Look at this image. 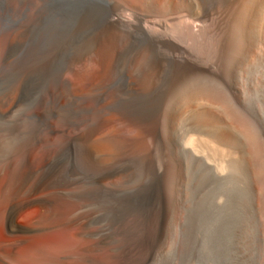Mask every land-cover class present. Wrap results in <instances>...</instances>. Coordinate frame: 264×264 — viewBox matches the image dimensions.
<instances>
[{
	"label": "rangeland",
	"instance_id": "374dc122",
	"mask_svg": "<svg viewBox=\"0 0 264 264\" xmlns=\"http://www.w3.org/2000/svg\"><path fill=\"white\" fill-rule=\"evenodd\" d=\"M122 2L142 17L165 14L156 0H0V159L23 143L29 129L30 160L37 171L57 167L79 185H92L96 173L77 165V140L95 131L94 167L117 173L102 182L106 191H82L100 196L93 205L99 215L94 213L88 235H77L91 245L74 244L83 254L70 262L264 264V180L258 170L264 151L260 158L250 155L243 127L218 107L209 110L221 118L213 123L194 128L188 123L194 115L174 121L181 97L194 87L206 88L251 125L264 149V54L248 65L223 60L216 46L169 25L182 54L198 65L176 76L168 46L154 42L160 32L149 24L131 28L110 54L107 49L118 36L109 19L121 14ZM232 14L226 7L229 29ZM143 56L148 68L140 66ZM45 61L49 69L20 74ZM59 78L84 103L80 109L59 96ZM205 107L204 101L200 108ZM224 128L230 137L221 144L211 141L214 130ZM156 204L161 227L150 250L125 246L117 229L101 233L107 222L117 221L132 231L138 216ZM38 216L32 210L17 221L27 224ZM67 229L31 233L40 238L39 245L53 249L66 238L57 232Z\"/></svg>",
	"mask_w": 264,
	"mask_h": 264
},
{
	"label": "bare ground",
	"instance_id": "6f19581e",
	"mask_svg": "<svg viewBox=\"0 0 264 264\" xmlns=\"http://www.w3.org/2000/svg\"><path fill=\"white\" fill-rule=\"evenodd\" d=\"M128 1L140 2L141 0ZM156 2H162L161 7L165 11L164 16L157 19L150 15L143 17L137 15L133 9L122 2L121 14H116L109 19L111 30L118 36L115 37V46L118 45V48L110 46L107 49L108 53L117 52L122 39L130 34L131 28L143 29L149 24L160 32V38L154 42L168 46L166 50L176 64V76H184L198 65L182 54L180 44L168 31L169 25L192 37L204 40L211 46H216L223 60L236 58L239 64L248 65L264 54V0H156ZM205 4L210 5L211 9H207ZM226 7L233 12L229 20L230 29L224 22L223 14ZM213 8L217 9L214 13L211 12ZM126 11L129 13L126 14ZM142 18L146 21L144 25L141 24ZM149 65L144 56L141 57L140 66L148 68ZM49 67L48 61L36 63L21 70L20 74L24 75L31 70H47ZM133 71L135 74L136 69ZM57 82L58 94L64 102L80 109L81 102H78L76 96L69 90L67 80L59 78ZM204 101L206 107L200 108ZM14 103L15 101L12 100L7 107L12 108ZM216 107L234 123L243 127L250 142V155L260 158L264 149L254 129L244 118L229 108L222 96L209 89L194 87L186 92L179 101L174 121L181 122L188 119L190 115H194L195 120L188 121L194 128L199 122L213 123L221 119L209 111ZM94 134L95 131L89 130L85 136L77 140L79 147L77 165L79 167L82 165L88 174L96 173V183L92 185H79L57 167L42 168L37 171L30 160L32 136L29 129L23 135V143L17 149L10 150L4 159H0V264H71L72 262L79 264L81 262V258L70 262L73 256L80 257V254H83L79 245L74 244L85 242L86 245H91L77 235H88L90 227L95 223L94 213L99 215L98 210H93V205L99 204L101 200L100 196L86 195L82 191H106L102 182L117 173L111 169L100 173L94 167L96 158ZM230 135V129L224 128L215 129L209 137L214 143L221 144L220 141L228 139ZM14 157L17 161L16 166L11 162ZM258 170L264 180V164ZM3 174H5L4 177H2ZM87 207L90 208L85 211L83 208ZM32 210L39 213L35 222L20 224L17 221L19 214H27ZM138 217V221L130 232L122 228L121 221H117L107 222L101 228V233H112L113 229H117L126 242L125 246L128 245L129 248L139 251H148L155 245L160 234L159 205L147 208ZM61 226L69 230L57 232L58 234L66 233V238L61 241L62 245H54L53 249L39 245L40 238L31 233L35 230H48ZM21 241L23 242L20 245ZM35 241L37 242L33 243Z\"/></svg>",
	"mask_w": 264,
	"mask_h": 264
}]
</instances>
